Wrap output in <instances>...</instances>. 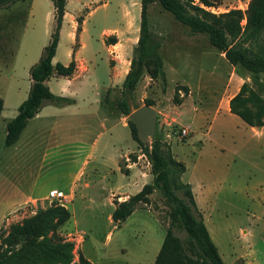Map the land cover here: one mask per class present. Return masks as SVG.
I'll list each match as a JSON object with an SVG mask.
<instances>
[{
  "label": "rangeland",
  "instance_id": "rangeland-1",
  "mask_svg": "<svg viewBox=\"0 0 264 264\" xmlns=\"http://www.w3.org/2000/svg\"><path fill=\"white\" fill-rule=\"evenodd\" d=\"M84 1L88 5L83 7L80 15L85 19L87 29L85 35L95 42L93 50L90 51L89 48L84 50L89 67L98 66L97 68L105 73L109 66L108 62L113 65L119 60L115 55L125 50L127 54L122 59V65L124 67L129 65L128 72L131 62L135 68L139 41L140 0ZM182 1L191 2L192 6L216 16L230 10H240L243 14L240 21L242 37L238 40L253 51L264 55V27L256 37L247 36L249 29L246 28V9L250 0ZM14 4L0 9V102L1 98L7 102L5 117L12 116L13 102H18L27 91L30 84L28 73L32 65L29 62L35 55L41 56L44 46L48 43L49 32L53 31L52 21L46 16V11L50 10L51 6L49 7L44 0L39 2L32 19L26 18L27 10L24 5L9 11ZM194 12L203 13L200 10ZM147 25L161 62L159 63L155 57L148 58L141 67V76L133 91L125 93L123 82L120 84L121 95L117 101L125 99L131 110H134V106L140 107L145 101H149L150 106L157 111L156 126L153 135L146 141L140 139V142H137L132 138L134 141L132 147L126 156L119 158L118 164L126 169V173L129 170L126 166L128 163L134 169L140 168L147 173L150 170V176H141L148 178V183H151L153 175L146 150L157 142L165 157L172 155L185 164L183 181L194 183L202 177L214 185L215 192L211 200L213 202L211 205L215 209L211 220L214 226L237 229L238 226H248L251 222L258 225L259 220L236 207L247 205L246 198L256 195L263 188L264 173L255 168L264 169V134L262 135L264 129L259 135L253 134L249 125H246L239 116L228 113L222 107L218 108L220 104L217 102H229L243 83L247 84L246 94L254 93L264 99V73L250 75L240 65H231L223 53L211 46L206 33H192L187 25L178 21L157 1L148 5ZM64 27L59 59H65L64 55L70 43L66 32L67 24ZM114 27L125 29V33H119L121 43L107 59L106 52L100 48L97 40L101 38L104 29ZM116 39L113 33L104 38L107 44ZM239 73H246L249 78H245L246 81L243 82L238 77ZM234 80L236 85L233 84ZM125 118L127 121L128 115H125ZM91 126H93L91 135L99 133L100 130L94 123H91ZM180 127L188 131V135L183 139L177 134ZM123 130L125 135L121 143L124 146L131 140L127 135L130 129ZM232 167L244 169V173L251 179V187L242 195L239 194V189L232 191L223 181ZM200 168L210 169L211 176L204 177L199 172ZM125 172L122 175L123 181H126ZM14 174L17 175L15 180L21 175L24 176L22 182L25 180V188H29L34 182L36 172L34 170L10 172L12 177ZM43 175H45L43 186L60 184L66 180V173L64 175V172L60 171L46 170ZM7 189L9 192H4V196L8 193L11 196L14 193L11 184ZM105 189L101 183L92 182L83 189L85 198L78 199L72 205L69 204L68 196L61 199L45 197L39 201L10 206L7 211L0 212V264H59L51 253V245L56 242L58 236L74 242L73 261L78 262L81 253L80 243L85 237L84 230L89 232L90 237L82 246V252L92 264H102L105 249L111 256L119 254L120 247L106 246L105 243L106 233L115 228L110 220L111 208L107 203ZM13 199L11 197L10 200ZM56 204L61 206L67 204L74 217L56 231L48 230L44 235L20 236L16 241L10 238L13 224H22L39 210ZM145 208L150 210L151 214L141 212L122 226L143 227L144 230L152 231L148 236L156 237L157 230L161 227L159 223L165 228L171 225L172 203L160 185L154 186ZM226 210L230 212L228 213L230 219L226 221L224 218L216 217L219 212ZM172 230L180 238L185 253L195 260L194 252L186 250L188 245L186 233L176 227H172ZM116 264L123 263L117 261Z\"/></svg>",
  "mask_w": 264,
  "mask_h": 264
},
{
  "label": "crops",
  "instance_id": "crops-1",
  "mask_svg": "<svg viewBox=\"0 0 264 264\" xmlns=\"http://www.w3.org/2000/svg\"><path fill=\"white\" fill-rule=\"evenodd\" d=\"M40 1L42 0L16 2L8 10L13 11L24 5L27 10L26 18L32 19L36 14V7ZM44 1L49 7L51 6V9L46 11V16L52 21L53 29L55 25L54 6L52 1ZM87 5L84 0H66L59 39L55 55L52 58L53 64L60 62L67 65L74 61L75 69L73 73L67 76L53 74L45 80V84L54 95L67 98L69 101L57 104L50 100H44L36 115L27 121L19 138L13 144L7 146L4 144L6 124L17 114V107L27 97L31 81L29 80V87L20 100L13 102L11 107L13 110L12 116H4L8 105L1 98L0 142L3 144L0 147L1 213L7 211L10 206L44 199L48 197L47 194L51 189H56L64 196H68L70 198L69 204L72 205L78 199L85 198L84 188L92 182H99L106 187L107 203L111 208L109 213L111 220V212L114 209V203L111 199H117L119 202L124 201L149 182L148 178L141 175L150 176V170L147 173L140 168L134 169L130 163L126 165L129 169L128 172L124 174L126 181L122 179L123 172L120 170L118 161L120 157L127 155L134 142L129 130L127 135L131 142L122 145L121 142L125 135L123 129H129V127L125 114L116 108L117 100L121 95L120 84L124 81L128 72L129 65L127 67L122 65V59L127 52L123 50L124 53L121 51L119 55H115L119 57V60L113 65L108 62L109 66L105 73L98 69V66L89 67L88 60L84 57L86 53L84 50L88 48L90 51L93 50L95 42L85 35L87 31L85 19L80 15L83 7ZM76 17L80 18V23H78ZM65 24L68 26L66 32L70 43L64 55L65 59H59L58 54ZM51 33L52 31L49 32L47 42L50 40ZM111 33L116 35L117 39L107 44L104 38ZM119 33L124 34L125 29L119 27L104 29L101 38L97 40L101 46L100 48L106 52L107 59L121 43V34L119 35ZM38 58L35 55L29 64L35 63ZM238 77L243 82L246 81L245 78H249L246 73H239ZM233 84L236 85V80L233 81ZM217 103L220 104L218 108L222 107L228 113L230 112L229 102ZM91 123H94L100 130L96 135H91V127H93ZM249 127L253 134L258 135L264 129V125L257 127L260 128L259 130L250 125ZM202 169L200 168L199 172L204 177L211 176L210 169ZM255 169L264 173L263 168L256 167ZM30 170H34L36 174L34 182L29 188H25V180L22 182L24 176L21 175L15 180L17 175L14 174L13 177L10 175L11 171L25 172ZM46 170L64 172V175L66 173V180L60 184L43 186L45 176L43 173ZM244 171V169L232 167L223 179L232 191L239 189L241 195L251 187V179ZM184 174L185 171L181 174V180ZM94 178L97 180L95 181ZM183 182L191 185L197 208L202 214L203 222L223 263L264 264V185L256 195L246 198L247 205L244 206L241 203L242 205L236 207L241 211L245 210V212L259 220L258 225L251 222L248 226H238L237 229H231L226 226H214L213 221H211L213 219L212 212L215 210L211 205L213 204L211 201L212 196L215 192L212 183L202 179V177L194 183L191 181ZM10 184L14 193L11 196L9 193L4 196V192H9L7 188ZM11 197L14 199L10 200ZM243 197L245 196L243 195ZM64 206L70 212L67 204ZM145 211L151 214L150 210L146 208L134 210L119 226L114 225L111 220L115 228L106 233L105 243L106 246L120 247V251L116 256H111L105 249V257L101 259L102 264H116L117 261H121L123 264L154 263L165 236V227L158 222L161 227L157 230V236L151 237L148 235H151L152 231L144 230L143 227L125 228L122 226V224H127L128 221ZM228 213L230 214L227 210L225 212L221 211L216 217L224 218L227 221L231 218ZM70 214L72 219L74 217L73 213L70 212ZM75 225L78 224L75 223ZM84 232L85 237L80 243L82 255V246L90 237L87 230H84ZM83 257L88 260L84 255ZM90 264L92 263L90 262Z\"/></svg>",
  "mask_w": 264,
  "mask_h": 264
},
{
  "label": "trees",
  "instance_id": "trees-1",
  "mask_svg": "<svg viewBox=\"0 0 264 264\" xmlns=\"http://www.w3.org/2000/svg\"><path fill=\"white\" fill-rule=\"evenodd\" d=\"M19 1L24 0H0V9ZM51 1L55 10V25L50 40L44 46L38 61L29 68L31 86L27 97L17 107V114L6 124L4 144L7 146L19 138L27 121L36 115L44 100H50L57 104L69 101L67 98L54 95L45 84V80L51 75L67 76L71 75L75 69L74 61L67 65L60 62L52 63L66 0ZM153 1H157L164 9L171 12L178 21L187 25L192 33H206L211 46L223 53L224 58L231 65H240L250 75L264 73V55L253 51L238 40L239 37H242L240 21L243 14L240 10H230L216 16L192 6L191 2L186 3L182 0H140L137 65L133 68V62H131L130 70L122 84L125 93L134 90L141 76V67L148 58L155 57L159 63L161 62L156 54V45L147 25V8ZM195 10H200L203 13H196ZM77 20L80 23V18ZM263 27L264 0H250L246 9V28L249 29L247 36L256 37ZM246 88L247 84L243 83L238 92L230 98L229 111L252 127L263 126L264 99L254 93L246 94ZM145 104L151 105L149 101H145ZM116 107L125 115H129L132 111L125 99L117 101ZM138 107L136 105L134 109ZM1 108L0 102V111ZM127 124L131 137L140 142L135 125L129 119ZM146 155L151 164L152 182L144 184L137 193L130 195L128 199L113 202L114 209L111 212L113 224L119 226L134 210L145 209L154 186L160 185L172 203L171 225L165 228V236L153 264H224L210 238L201 212L197 208L191 185L181 180V174L186 169L185 164L172 155L165 157L157 142H154L150 149L146 150ZM119 167L121 172L126 171L121 164ZM70 215L66 207L57 204L39 210L31 218L25 219L22 224H13L10 238L16 241L20 236H37L44 235L48 230L56 231L58 227L69 220ZM172 227L180 228L186 233L188 242L186 250L194 252L195 260L185 253L181 240L173 233ZM73 249V241L64 240L59 236L56 242L51 245V253L55 257L56 263L90 264L81 253L78 262L73 261Z\"/></svg>",
  "mask_w": 264,
  "mask_h": 264
},
{
  "label": "water",
  "instance_id": "water-1",
  "mask_svg": "<svg viewBox=\"0 0 264 264\" xmlns=\"http://www.w3.org/2000/svg\"><path fill=\"white\" fill-rule=\"evenodd\" d=\"M156 109L143 104L128 115V119L135 125L139 138L146 141L150 138L156 126Z\"/></svg>",
  "mask_w": 264,
  "mask_h": 264
},
{
  "label": "built area",
  "instance_id": "built-area-1",
  "mask_svg": "<svg viewBox=\"0 0 264 264\" xmlns=\"http://www.w3.org/2000/svg\"><path fill=\"white\" fill-rule=\"evenodd\" d=\"M178 137L183 139L188 135V131L186 128L184 127H180L177 131ZM48 197L49 198H56V199H61L63 197H65L61 192L57 191L56 189H51L48 192Z\"/></svg>",
  "mask_w": 264,
  "mask_h": 264
}]
</instances>
